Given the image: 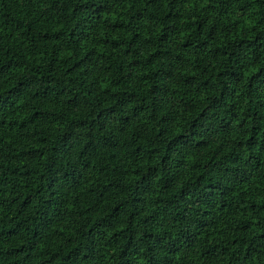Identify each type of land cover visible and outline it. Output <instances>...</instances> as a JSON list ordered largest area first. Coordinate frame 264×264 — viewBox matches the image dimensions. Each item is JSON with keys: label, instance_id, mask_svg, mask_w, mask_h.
Masks as SVG:
<instances>
[{"label": "trees", "instance_id": "1", "mask_svg": "<svg viewBox=\"0 0 264 264\" xmlns=\"http://www.w3.org/2000/svg\"><path fill=\"white\" fill-rule=\"evenodd\" d=\"M0 264H264V0H0Z\"/></svg>", "mask_w": 264, "mask_h": 264}]
</instances>
